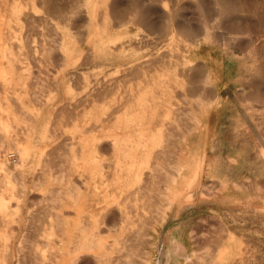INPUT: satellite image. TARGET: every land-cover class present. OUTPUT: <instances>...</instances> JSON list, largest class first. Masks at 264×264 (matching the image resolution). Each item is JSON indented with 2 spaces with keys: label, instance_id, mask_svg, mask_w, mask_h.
I'll return each instance as SVG.
<instances>
[{
  "label": "rangeland",
  "instance_id": "1",
  "mask_svg": "<svg viewBox=\"0 0 264 264\" xmlns=\"http://www.w3.org/2000/svg\"><path fill=\"white\" fill-rule=\"evenodd\" d=\"M0 264H264V0H0Z\"/></svg>",
  "mask_w": 264,
  "mask_h": 264
},
{
  "label": "bare ground",
  "instance_id": "2",
  "mask_svg": "<svg viewBox=\"0 0 264 264\" xmlns=\"http://www.w3.org/2000/svg\"><path fill=\"white\" fill-rule=\"evenodd\" d=\"M85 246H86V244H85Z\"/></svg>",
  "mask_w": 264,
  "mask_h": 264
}]
</instances>
